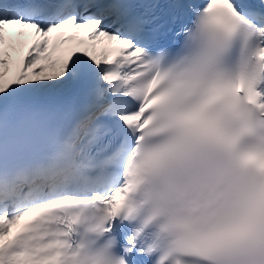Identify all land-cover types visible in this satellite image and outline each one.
<instances>
[{"label": "snow or ice", "instance_id": "6c2138e0", "mask_svg": "<svg viewBox=\"0 0 264 264\" xmlns=\"http://www.w3.org/2000/svg\"><path fill=\"white\" fill-rule=\"evenodd\" d=\"M0 264H264V0H0Z\"/></svg>", "mask_w": 264, "mask_h": 264}]
</instances>
